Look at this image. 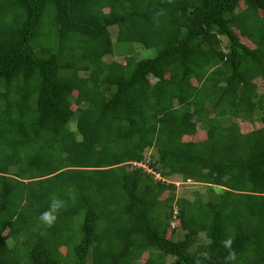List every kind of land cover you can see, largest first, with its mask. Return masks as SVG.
Returning <instances> with one entry per match:
<instances>
[{"label":"trees","instance_id":"1","mask_svg":"<svg viewBox=\"0 0 264 264\" xmlns=\"http://www.w3.org/2000/svg\"><path fill=\"white\" fill-rule=\"evenodd\" d=\"M256 79L264 0H0V264H264Z\"/></svg>","mask_w":264,"mask_h":264},{"label":"rangeland","instance_id":"2","mask_svg":"<svg viewBox=\"0 0 264 264\" xmlns=\"http://www.w3.org/2000/svg\"><path fill=\"white\" fill-rule=\"evenodd\" d=\"M242 6V3H240ZM263 15V14H262ZM110 30V36L112 38L113 41H115V38H116V34H117V28L115 26L113 27H109L108 28ZM237 34V32H236ZM240 41L250 47H253V44L250 43L248 40L244 39V38H239ZM222 45L223 47L226 46L227 44V41H226V38L222 37ZM125 44L121 43L119 45H117V47L115 48L116 49V52L115 53H120V55H117V56H112V55H108V56H105L104 57V61L105 62H110L112 60H117V61H120V62H124L126 60V56L124 54H122L121 52H124L123 50L125 49ZM133 51L134 53L131 54L130 56H133V57H136L138 59H145V58H151L155 55V50L154 49H145L143 47H141V45L139 44H134L133 46ZM193 84H195L196 82L195 81H192ZM256 84H257V93L259 95H263L264 94V84L262 83L261 80L259 79H256L255 80ZM75 94V92L73 93ZM73 109L76 108V106L73 104L71 106ZM261 111V110H260ZM260 111L256 110L255 113H254V121L252 122H249L248 120H243L241 118H238L237 119V123L238 125L240 126V129L241 131L243 132H247V131H250L254 128H257L259 127L261 124H260V121H259V117L261 115ZM70 127L72 130H74V124L71 123L70 124ZM199 133V137H202L204 136V131L201 129L199 132H197V134ZM155 158H156V155H155V152L154 150H147L146 153H145V161L143 163H132V166H140L142 167L144 170H146L147 172L153 174V172L151 171V169L148 167V164H152L154 161H155ZM155 177L157 179H159L160 177L157 175V174H154ZM165 180H167V182H170L172 184L175 185L176 187V191H175V194L177 197H187V198H190L192 199L194 197V192H198L200 195H202V197L204 199H207V198H210V195L208 192H207V189L204 185L202 184H197L193 181H186V182H182L181 178L177 175H174V176H171V177H167L165 178ZM166 193H164L161 198L165 197ZM171 227L172 228H175L174 231L172 232V235H171V238L173 240H177V239H180L182 238L183 236V231L178 228V225H177V222L172 219L171 221ZM170 235V230L168 229V232H167V237ZM204 238V237H202ZM206 240V239H205ZM205 240H200V242L202 241H205ZM62 251L64 252V249L62 248ZM146 254H144L140 260V262H143L144 259L146 258ZM174 259L172 257H166V264H174Z\"/></svg>","mask_w":264,"mask_h":264},{"label":"clouds","instance_id":"3","mask_svg":"<svg viewBox=\"0 0 264 264\" xmlns=\"http://www.w3.org/2000/svg\"><path fill=\"white\" fill-rule=\"evenodd\" d=\"M63 206V202L59 201V200H55L53 201L52 205H51V210L50 211H46L44 213L41 214V221L51 225L54 220L56 219V217L53 215V213L61 208ZM231 241H227L226 244L230 245Z\"/></svg>","mask_w":264,"mask_h":264}]
</instances>
